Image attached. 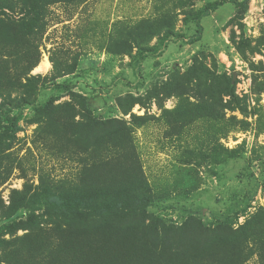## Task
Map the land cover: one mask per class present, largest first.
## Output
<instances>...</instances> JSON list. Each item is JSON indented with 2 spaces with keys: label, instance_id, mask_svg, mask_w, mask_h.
<instances>
[{
  "label": "rangeland",
  "instance_id": "rangeland-1",
  "mask_svg": "<svg viewBox=\"0 0 264 264\" xmlns=\"http://www.w3.org/2000/svg\"><path fill=\"white\" fill-rule=\"evenodd\" d=\"M216 1L87 0L51 5L46 31L36 42L39 65L46 59L49 67L37 71L38 65L28 75L47 77L45 86L36 87L33 98L37 102L52 96L53 81H69L72 93L59 94L55 105L68 102L80 112L85 110L84 104L103 119L115 118L130 125L138 161L157 196L148 212L160 216L166 227L179 228L193 220L189 223L200 222L207 229L228 224L238 230L264 210V92H256L255 80L264 79V43L260 45L264 41V0H236L247 1L245 10L228 2L201 19V39L193 41L197 25L190 18ZM158 21L163 23L161 33L147 43L139 42L159 51L144 53L142 61L138 48L126 55V42L134 37L128 35V28ZM169 30L176 35L160 46L159 40ZM258 47L261 52H254ZM4 59L10 78V56ZM12 61L19 65L14 75L25 77L21 73L25 62ZM194 63L235 78V94L245 100L247 115L226 110L223 121L191 117L183 121L186 126L181 132H173L168 122L187 111L180 105L181 99L197 103L192 93L195 84L187 77ZM174 82L184 83L182 97L163 94L162 89ZM4 90L10 91V86ZM20 90L11 92L16 96ZM179 107L182 110L177 112ZM133 117L143 118L142 125ZM32 120L34 114L26 109L11 148L2 147L0 208L9 206L13 190L38 185L42 174L56 180L74 179L79 170L77 162L53 153L54 144H44L46 139L38 136L40 125ZM232 151L237 153L232 156ZM9 154L22 168L16 165L10 170ZM24 233L19 231L17 236ZM3 238L10 240V235ZM9 252L10 247L4 251ZM249 253L244 264H261L257 253Z\"/></svg>",
  "mask_w": 264,
  "mask_h": 264
},
{
  "label": "trees",
  "instance_id": "trees-1",
  "mask_svg": "<svg viewBox=\"0 0 264 264\" xmlns=\"http://www.w3.org/2000/svg\"><path fill=\"white\" fill-rule=\"evenodd\" d=\"M85 1L0 0V153L5 151L3 146L11 148L21 131L24 111L31 109L32 121L40 125L38 136L46 139L44 144L51 142L55 155L79 166L74 179L56 180L42 174L38 185L10 193L9 206L0 208V264H244L251 256L249 252L257 253L264 264V210L238 230L228 224L207 229L200 222L190 224L193 220L179 228L166 227L160 216L148 212L157 196L138 161L133 131L127 122L103 119L84 104L85 110L80 112L68 102L55 105L59 94L72 93L69 81H53L52 96L45 102L34 100L36 87L45 86L48 81L47 77L28 75L40 63L36 42L46 31L49 7ZM228 2L244 10L247 7V1L236 0L206 4L190 18L197 25L193 41L201 39V19ZM162 26L158 21L129 27L128 35L134 37L132 42H126V55L138 48L142 61L144 53H157L158 48L148 44L142 47L139 40L147 43L161 33ZM174 35L173 30L165 31L159 45ZM263 43L262 40L260 45ZM254 52L261 50L258 47ZM4 56H10V78ZM12 60L25 62L21 72L25 77L14 75L19 65L11 64ZM196 65L187 77L190 84H195L192 93L197 103L181 99L180 105L187 111L185 115L175 112L178 120L168 122L173 132H181L186 126L183 121L191 117L223 121L226 110L247 115L245 100L235 94V78ZM255 80L256 92L261 94L264 79ZM17 83L20 87H16ZM5 86H10V91H5ZM184 87V83L174 82L162 92L168 97H182ZM17 88L21 93L15 96L11 89ZM136 103L144 104L132 105ZM181 110L179 107L176 111ZM129 111L130 108L125 109V115ZM141 120L133 117L139 126ZM232 121L236 123L235 118ZM236 153L232 151L231 155ZM12 155H7L11 171L16 165L21 167ZM19 231L25 232L23 236H17ZM6 235H10V240L3 238ZM8 247L10 252L4 253Z\"/></svg>",
  "mask_w": 264,
  "mask_h": 264
},
{
  "label": "bare ground",
  "instance_id": "bare-ground-1",
  "mask_svg": "<svg viewBox=\"0 0 264 264\" xmlns=\"http://www.w3.org/2000/svg\"><path fill=\"white\" fill-rule=\"evenodd\" d=\"M48 67H49V63L46 59H44L43 62H41V64L38 66L37 71H41V70L45 71L46 69H48Z\"/></svg>",
  "mask_w": 264,
  "mask_h": 264
}]
</instances>
